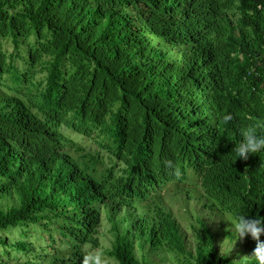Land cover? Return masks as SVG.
<instances>
[{"label":"trees","instance_id":"obj_1","mask_svg":"<svg viewBox=\"0 0 264 264\" xmlns=\"http://www.w3.org/2000/svg\"><path fill=\"white\" fill-rule=\"evenodd\" d=\"M258 123L264 0H0V232L66 246L0 237V264H91L104 222L117 264H257L230 224L264 218V152H232ZM171 192L202 207L191 237Z\"/></svg>","mask_w":264,"mask_h":264},{"label":"rangeland","instance_id":"obj_2","mask_svg":"<svg viewBox=\"0 0 264 264\" xmlns=\"http://www.w3.org/2000/svg\"><path fill=\"white\" fill-rule=\"evenodd\" d=\"M6 49L9 51H12L13 46L9 43L6 45ZM17 64L23 70V66H24L23 63L18 62ZM5 90H6V88H5ZM63 131L70 138H72L77 143L84 146L88 151L99 154L102 157L103 161L105 162V165H107L108 167H110L112 165V161L110 159L108 152L101 149L99 147V145L94 143L91 139H88V138H86V137H84L78 133H75L69 129H66V128H63ZM115 161L116 160H113V162H115ZM166 201H167L169 207L171 208L174 216L178 218V220L181 224L182 230L184 232H186L188 237H191L192 234H191V231L189 229L190 219H189V216H187L186 211L188 210L190 212V215L192 213L198 214V213H200V210H202V207L199 204H197L194 200H191V201L187 202L186 204H184L182 199L174 197L172 192L167 195ZM204 217L206 218V220L210 224L211 228L213 230H215L216 232H218L219 228H220L219 221L216 220L215 218H212L210 215L207 216V214H205ZM109 229H110V226H108L107 223L104 222V228L101 230L102 238H101V247L100 248H91L90 246L85 247V251L90 256V260H91L92 256H94L96 254H100L102 256L105 264H117V262L114 259H112L106 252V250L111 247V242H112V237L110 235ZM24 230L25 229H19L18 228V229H12V230L6 231V232H0V237H7L9 241H16L20 238L29 240L30 242H32L34 244V246L36 247V249L38 251H45L46 250V251L52 252L56 247H59V246L61 249L66 248V246L61 244V243L57 244L56 242L55 243L52 242L49 239V235L44 231L37 230L36 228L32 227L31 230L27 229L28 236L26 238L22 234ZM56 237L59 238L58 235H56ZM221 245L223 246V249L229 250L228 249V246H229L228 243L222 242ZM236 250H237V248L234 249V252H236ZM2 253H3V247L0 246L1 259L6 260L7 257L4 256ZM20 258L23 259L24 256L20 255ZM91 264H93L92 260H91Z\"/></svg>","mask_w":264,"mask_h":264},{"label":"clouds","instance_id":"obj_3","mask_svg":"<svg viewBox=\"0 0 264 264\" xmlns=\"http://www.w3.org/2000/svg\"><path fill=\"white\" fill-rule=\"evenodd\" d=\"M232 119L230 115L224 117L225 122ZM240 137L238 142H235L236 147L232 151L238 160H247L249 155H257L264 152V123L250 124L246 127H241L238 131ZM169 167L172 166L171 161H166ZM231 228L238 237L237 241L244 240L251 236L258 241V245L251 256L257 261V264H264V242H260V237L264 234V218H251L243 212L236 213L235 222L231 223ZM93 264H105L102 256L96 254L91 257ZM89 257L84 258V264H88Z\"/></svg>","mask_w":264,"mask_h":264}]
</instances>
